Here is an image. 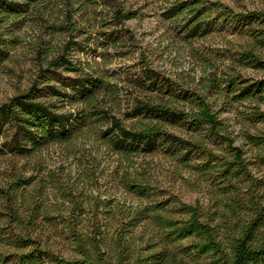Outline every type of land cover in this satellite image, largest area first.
I'll list each match as a JSON object with an SVG mask.
<instances>
[{"label":"rangeland","instance_id":"rangeland-1","mask_svg":"<svg viewBox=\"0 0 264 264\" xmlns=\"http://www.w3.org/2000/svg\"><path fill=\"white\" fill-rule=\"evenodd\" d=\"M177 1L182 0H36L0 12V104L29 90L54 109L72 112L75 123L69 140L21 152L4 146L14 128L0 127V189L20 178L22 196L58 223L57 230L51 228L41 214L40 227L19 225L6 215L0 195V249H18L14 240L22 233L72 256L69 224L92 234L97 218L98 230L115 240L114 249L122 250L116 242L126 235L131 243L126 262L149 264L143 260L159 248L148 239L163 231L157 214L185 217L182 202L199 204L202 217L227 232L264 211V91L244 88L264 79V62L244 55L264 61V24L223 19L214 4L235 13L264 11V0H194L212 22L196 35L186 26L188 11L170 16ZM85 76L94 85L83 96L76 82ZM141 101L189 113L208 103L222 132L242 148L247 171L231 168L233 145L208 124L192 116L135 113ZM112 116L132 128L158 123L190 144L161 137L149 151H116L104 134ZM134 181L148 190L138 191ZM143 210L151 219L130 227L129 219L136 212L143 216ZM188 258L187 264L205 261Z\"/></svg>","mask_w":264,"mask_h":264},{"label":"trees","instance_id":"trees-1","mask_svg":"<svg viewBox=\"0 0 264 264\" xmlns=\"http://www.w3.org/2000/svg\"><path fill=\"white\" fill-rule=\"evenodd\" d=\"M33 1L36 0H0V12L3 11L2 13L7 14L9 9H19ZM214 4L220 11L219 16L223 19L247 21L250 24L256 21L264 24V11L253 10L235 13L231 8L224 7L221 2H214ZM168 10L170 16L188 11V15H190L185 19L186 26L189 27V31L193 35L205 32L207 27L212 24L202 14L203 10L200 8V4L194 0L177 1ZM244 55L252 62H264L260 56L251 52H246ZM60 58L65 63L73 64L64 55H61ZM76 83L77 90L83 96L91 92L94 85L89 76L78 78ZM244 88L247 93H260L264 91V79L256 80ZM198 112L189 113L175 106L152 101H141L135 107V113L152 115L161 119L192 116L200 125L208 124L213 133L233 145V138L222 132L221 122L208 103H204ZM72 117V112L54 109L52 104L37 99L29 90L16 94L0 104V127L9 124L14 128L10 138L4 142V146L15 150V152H21L50 142L67 141L72 137L75 129ZM104 134L108 136L109 142L116 151L123 150L129 154L134 150L149 151L154 149L161 137L183 147L190 144L188 139L163 131L158 123L132 128L124 125L117 116L111 117L110 125ZM233 149L236 159L231 168L238 169L241 173L246 172L248 168L243 158L242 148L239 145H233ZM19 180L20 178L8 189H0V195L7 202L5 213L11 221L24 227H26L24 224H27L30 228L35 229L41 226L39 219L42 217V213L38 212L40 209L38 206H31V198L22 196L20 190L24 184ZM134 182L138 191L148 190L146 185L139 184L138 181ZM20 197L21 201H19ZM21 209L29 211V215L26 217ZM181 211L186 215L185 217L169 218L157 214L156 219L160 222V229L163 231L151 235L148 241L154 249L159 248V250H154L150 257L143 261H148L149 264H187L189 256L205 258L204 262L199 261L198 264H264L263 209L257 211L255 217L250 218L239 230L234 229L233 232L222 230L220 226L204 219L199 204L182 202ZM141 213L143 216L136 212L129 219L130 227H136L145 219H151V216L146 215L145 210ZM42 215V222L49 223L48 225L55 230L58 229V223H54L50 213L45 212ZM97 222L96 218L94 226L97 225V227L92 234H82L73 225L74 222L69 224L75 251L72 256H64L49 247L42 246L40 238L32 235L23 236L22 233H18L14 240L18 249H0V264H132L126 262L130 257L128 252L131 249V243L127 240L126 235L120 234L116 244L122 250L118 251L113 248L115 240L112 241L104 231L98 230ZM185 239L189 240L187 246L182 245ZM27 246H31V248L25 249L24 247Z\"/></svg>","mask_w":264,"mask_h":264}]
</instances>
